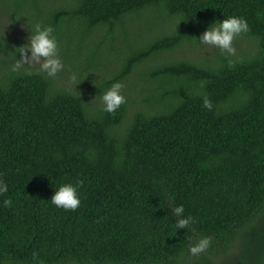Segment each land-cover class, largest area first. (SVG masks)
I'll list each match as a JSON object with an SVG mask.
<instances>
[{"label": "trees", "instance_id": "16d2710c", "mask_svg": "<svg viewBox=\"0 0 264 264\" xmlns=\"http://www.w3.org/2000/svg\"><path fill=\"white\" fill-rule=\"evenodd\" d=\"M232 15L254 47L180 54ZM8 21L52 26L64 70L12 71ZM0 180V264H212L239 236L238 261L264 264V0H0ZM80 181L76 210L51 203Z\"/></svg>", "mask_w": 264, "mask_h": 264}, {"label": "clouds", "instance_id": "9594fccd", "mask_svg": "<svg viewBox=\"0 0 264 264\" xmlns=\"http://www.w3.org/2000/svg\"><path fill=\"white\" fill-rule=\"evenodd\" d=\"M248 31L249 24L247 20L243 17L232 15L223 20H218L209 24L198 40L203 45H212L219 48L222 52L234 55L236 52L233 46L235 37ZM53 33L54 29L52 26L36 24L34 30L28 37V43L19 47L21 59H16V62L12 66V71H18L25 67L26 64L29 65L33 60L39 63V71L46 73L49 77H54L57 73L63 71L65 65L60 59L59 43ZM29 53L31 57H29ZM41 58H43L42 63H40ZM70 80L76 83L78 81V73L72 72ZM123 87L124 85L117 81L113 83L108 90L100 94L102 111L113 113L120 108L122 104L126 103V97L122 94ZM203 104L204 107L209 110L212 108V104L207 98L204 99ZM82 183L83 182L80 181L76 184H61L55 189L50 200L51 203L57 208H62L64 210H76L81 204L78 189L82 186ZM8 190L7 183L0 180V194L7 193ZM3 203L5 206H9L12 201L10 199H5ZM184 211L183 205H177L171 209L172 214L177 218L176 226L180 229L186 228L193 220L191 216H184ZM210 243V237L202 236L190 247L189 251L193 256L198 255L207 250Z\"/></svg>", "mask_w": 264, "mask_h": 264}, {"label": "rangeland", "instance_id": "374dc122", "mask_svg": "<svg viewBox=\"0 0 264 264\" xmlns=\"http://www.w3.org/2000/svg\"><path fill=\"white\" fill-rule=\"evenodd\" d=\"M7 27L9 28L8 31V40L10 43L12 44H19L21 46H24L25 44L28 43V27L25 24H22L21 22H7ZM205 46V47H204ZM233 46L236 49L235 53L241 52V51H245L246 49L250 48V47H254L253 43L250 42L249 39L241 37L239 35H237L233 41ZM201 47H204L201 48ZM204 50H211L212 52H219L221 51L219 48L212 46V45H203L201 44L198 49H191V48H184L183 50L180 51V54L184 57L187 58H192V59H199L200 58V54L203 55L204 54ZM30 57L31 54L29 53ZM43 62V58H41L40 63ZM30 65L36 66V67H40L39 63H37L35 60H33ZM65 84H67V86L69 88H71V90H79V87H77L75 85V83H73L71 80L65 79ZM77 83H84L81 82L79 79L77 81ZM63 85V83H61ZM84 88V87H81ZM241 235V234H240ZM241 237L239 236L237 238V240H235L230 246L231 248L228 249V258L226 261H224L223 256L220 258H215V257H210L209 261L212 264H224L227 261H232V264H241L238 261V256H241V249H242V242H241ZM198 240H196L194 243H196ZM192 256V254H191Z\"/></svg>", "mask_w": 264, "mask_h": 264}]
</instances>
